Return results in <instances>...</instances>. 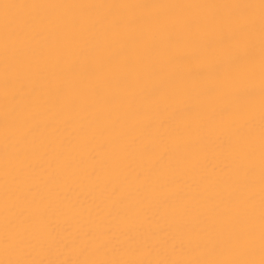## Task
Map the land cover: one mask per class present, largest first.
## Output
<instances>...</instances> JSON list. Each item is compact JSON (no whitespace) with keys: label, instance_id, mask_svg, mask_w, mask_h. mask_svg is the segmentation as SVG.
Instances as JSON below:
<instances>
[{"label":"snow or ice","instance_id":"obj_1","mask_svg":"<svg viewBox=\"0 0 264 264\" xmlns=\"http://www.w3.org/2000/svg\"><path fill=\"white\" fill-rule=\"evenodd\" d=\"M0 264H264V0H0Z\"/></svg>","mask_w":264,"mask_h":264}]
</instances>
